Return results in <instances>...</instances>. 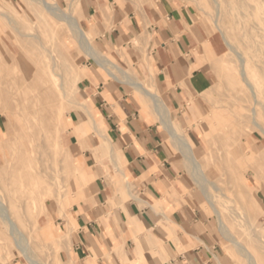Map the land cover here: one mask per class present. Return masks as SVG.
Segmentation results:
<instances>
[{
    "label": "rangeland",
    "instance_id": "1",
    "mask_svg": "<svg viewBox=\"0 0 264 264\" xmlns=\"http://www.w3.org/2000/svg\"><path fill=\"white\" fill-rule=\"evenodd\" d=\"M17 1L0 0V35L14 54L23 63H28L35 58L36 50L29 46L21 49L20 44L24 42L20 37L16 38L6 16L14 19L11 25L21 36H41L40 32H45L42 40L35 41L48 63H51L50 54L44 51L40 43L57 57L61 50L56 44L58 41L68 54L67 63L85 74L78 86L65 75L67 95L58 105L60 114L56 116L55 112L52 120L56 122L58 118L62 126L58 132L60 143L57 147L47 148L41 143L42 140H34V145H29L34 150L31 157L21 160L19 153L13 151L19 140L9 144L0 142V201L10 208L36 262L72 264L67 259V251L73 230L67 226V221L70 219L73 225L70 212L84 202L93 201L92 187L79 176L83 167L75 155L76 147L80 151L89 149L96 164H110L113 175L117 177L120 176L116 167L122 169L124 165L121 158L113 154L115 167L109 156L108 142L102 137L104 129L100 121L90 120L82 107L90 99L87 87L93 85L97 88L95 90L111 87L117 94L118 100L110 101V111L120 118L124 116L122 108L126 112L135 111L136 115L139 110L152 118L153 124L163 135L168 154L167 166L182 182V186H179L182 194L189 198L188 204L193 205L208 221L217 264H247L228 234L220 228L218 217L197 183L192 166L163 128L152 101L129 84L109 77L82 51L66 25L55 30L56 39H53L47 27L39 29L38 24L42 19L36 15L38 6L34 2L22 0L28 12H25V8L17 16L12 14L8 5L16 11L14 3ZM50 1L58 2L65 13H71L78 19L87 39L99 52L124 69L131 79L139 81L161 97L165 110L168 108L169 112L166 110V113L171 124L188 139L195 155L200 158L208 179L210 200L221 212L233 238L254 249L260 264H264V134L250 120V109L255 106L258 122L264 127V0H174L173 6L179 12L180 30L173 38L178 40L182 57L173 58L174 64L170 65L169 72L159 68L160 59L156 54L159 44L151 42V33L155 32L150 30L144 12V9L154 11L158 0H104L103 7L95 0L96 12L92 15L87 11L90 0ZM139 17L144 24L139 29L120 28L119 22L133 21ZM223 39L231 42L247 62L258 88L255 105L240 80L239 60L229 50L227 40ZM190 52L192 57L187 55ZM60 64H63L61 60ZM17 72L20 74L21 69ZM58 73L63 72L59 69ZM115 74L122 81L121 74L118 71ZM70 75L76 78L75 72ZM162 84L166 90H163ZM2 100L0 111L4 106ZM75 119L88 122L93 130L91 138L96 141L95 149L88 147V138L83 137L89 131L88 126L78 123L73 128L71 121ZM4 132L11 133V127L0 113V140ZM100 146L104 147V152L96 151ZM2 151L9 155L10 162L4 161ZM66 153L69 162L62 161ZM41 167L46 169L45 175L55 177L58 186L62 187L60 190L66 192L63 203L56 194L49 195L45 177L33 176ZM124 174L123 179L120 177L123 184L113 181L112 185L116 195L129 201L124 186L128 189L130 182ZM87 177L90 181L94 180V175ZM106 178L109 182L110 177L106 175ZM31 180L34 182L33 194L28 191ZM0 264H29L22 258L1 219Z\"/></svg>",
    "mask_w": 264,
    "mask_h": 264
},
{
    "label": "crops",
    "instance_id": "2",
    "mask_svg": "<svg viewBox=\"0 0 264 264\" xmlns=\"http://www.w3.org/2000/svg\"><path fill=\"white\" fill-rule=\"evenodd\" d=\"M95 3L90 0L89 15L96 12ZM98 3L105 5L104 0ZM174 3V0H158L154 11L144 9L150 30L155 32L151 33V42L159 44L156 47L159 68L168 72L174 64L173 58L182 57L178 40L173 38L180 30L179 12ZM119 25L122 30H128L139 29L144 24L139 17L123 20ZM187 55L192 57L191 52ZM103 88L87 87L90 99L86 105L104 129L102 137L108 142L110 159L113 161L112 155L117 154L124 163L119 169L113 161L119 176L123 179L125 173L130 182L128 189L123 185L130 199L116 195L112 182L123 180L113 175L110 164L100 166L89 149L80 151L76 147L78 163L84 168L81 179L92 187L93 201L84 202L70 212L74 224L68 219L67 226L73 231L67 259L72 264H217L208 221L188 204L189 198L179 187L181 180L167 166L162 133L152 118L139 110L136 115L135 111L126 112L122 108V118L111 112L110 101H117V94L111 87ZM162 88L166 90L164 84ZM78 123L88 126L89 131L83 137L88 138L86 145L95 149L92 128L86 120L71 121L73 128ZM96 151L101 150L98 147ZM88 175H94V180L90 181Z\"/></svg>",
    "mask_w": 264,
    "mask_h": 264
},
{
    "label": "bare ground",
    "instance_id": "3",
    "mask_svg": "<svg viewBox=\"0 0 264 264\" xmlns=\"http://www.w3.org/2000/svg\"><path fill=\"white\" fill-rule=\"evenodd\" d=\"M30 1L34 2V4L38 6L36 15L38 18L42 19V21H39L38 24L39 29L47 27V31L51 33L53 39H56L54 37L56 34L55 30L58 31L60 30L61 25H66L72 37H75L78 40L79 45L82 47V51L89 58H91L96 65L100 66L109 77L116 81L129 84L142 96L152 101L155 111L160 115L159 120L161 121L163 128L175 141L181 154L192 166V170L195 174L194 177L213 207V210L218 217L220 228L228 234L230 241L236 246L238 253L244 256L247 264H260L261 261L259 260L258 254L254 249L240 244L239 241L233 238L234 236L231 234L228 226L222 219L221 212L210 200V194L207 190L208 179L205 177L202 162L200 161V158L195 155L188 139L184 135L179 134L171 124L169 116L166 113L168 108L165 110L166 107H164L165 105L161 97L153 91L145 88L139 81L131 79L124 69L111 62L105 55L99 52L87 39L84 29L82 28V25L78 19L71 13H65L58 2L53 3L50 0ZM14 4L17 9L16 11H13L10 8V5H8V8L10 9L11 13L16 16L17 14H20L22 9L26 8L25 3H23L22 0H18ZM25 12H28L27 8ZM6 19L8 20V23L10 24L16 38L20 37L24 42V44H20L21 49L24 50L26 47H31L32 49L36 50L35 58L30 60L28 63H23L20 57L14 54L12 49L0 35V100L3 99L2 101L4 103L3 109H1L0 113L6 117L11 127V133L4 132L0 142L9 144L12 142L15 143L17 140H19V144L15 146L13 151H17L20 156L19 158L24 160L31 157V153L34 151L32 148L34 145V140H42L41 143H44L47 148L50 146L57 147L59 145L60 140L58 132L62 129L61 121L58 118L56 119V122L52 120H54L53 114H55V112H57L56 116L60 114L61 108L58 105H60L62 100L65 99L67 95L65 75L69 77V80H71L73 84L78 86V83L82 80V78L85 77V74L81 69L76 70L72 65H70V63H67L69 60L68 54L65 53L63 46H59L60 43L58 41L56 44L61 50L57 53V57L52 53L51 49L40 43L44 51L50 54L51 63H48L44 54L38 50L35 41V39L42 40L44 38L43 35H45V32L39 31L41 36L39 34H28V36H21L17 34V29L11 25L14 22V19H12L10 16H6ZM225 42L228 45V48H230L229 50L235 53L238 58L237 60H239L238 65L240 68L238 69V73L240 80L246 86L251 101L255 105L258 100V88L255 80L250 74L247 62L242 54L236 49V47L230 44L231 42L229 43L228 40ZM60 60L63 64H60ZM19 68L21 69L20 74L17 72ZM59 69L62 70V74L58 73ZM115 71H118L121 74L123 78L122 81L118 79ZM72 72L76 73V78H71L70 74ZM58 79L60 80L59 82ZM82 107L86 114L94 122L95 119L89 107L86 104H82ZM167 112L169 111L167 110ZM257 117L258 112L254 106L250 109L251 124L264 134V127L259 124ZM77 135L80 136L78 133ZM30 144L32 145L31 147H29ZM99 144L102 145V143ZM99 148L102 150V152H104V147L100 146ZM4 151H2L3 159L6 163H8L10 162V157ZM50 153L51 152H49V154ZM51 156L52 155L50 154V157ZM68 160L69 155L66 153L62 161L65 162ZM83 170L84 168L79 171L80 177H83ZM45 173L46 169L41 167V169L36 171L33 176L40 178L45 177L49 195L56 194L63 203L66 192L60 190L62 187L58 186V180L55 177L52 178L48 175H45ZM33 184L34 182L31 180L28 187L29 194H33L35 191ZM54 186L57 187L55 188ZM0 219L7 226L8 233L13 238L22 258L29 264H40L36 262L29 251L28 244L25 242V236L18 227V223L10 211V208L7 204L5 205L1 201Z\"/></svg>",
    "mask_w": 264,
    "mask_h": 264
}]
</instances>
